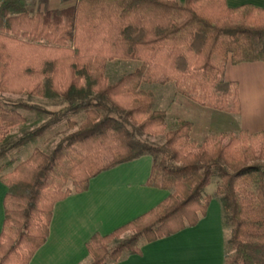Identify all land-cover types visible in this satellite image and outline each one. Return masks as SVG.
<instances>
[{
	"label": "trees",
	"instance_id": "1",
	"mask_svg": "<svg viewBox=\"0 0 264 264\" xmlns=\"http://www.w3.org/2000/svg\"><path fill=\"white\" fill-rule=\"evenodd\" d=\"M122 59L140 64L110 82L106 63ZM256 61H264V8L251 3L79 0L33 13L29 0H0V93L67 103L56 110L22 100L0 107V159L64 120L72 130L10 172L3 173L13 161L0 163L8 187L0 264H30L49 237L56 203L144 156L152 157L147 184L168 196L110 234L96 233L88 242L89 264L140 255L144 244L197 225L213 199L230 226L224 264H264V132L195 141L194 122L179 118L169 126L166 112L154 108V93L143 88L174 82L177 93L202 106L239 114L238 83L226 79L227 64ZM18 108L50 118L8 141L28 121ZM160 135L162 143L150 140ZM214 179L216 190L208 194Z\"/></svg>",
	"mask_w": 264,
	"mask_h": 264
},
{
	"label": "crops",
	"instance_id": "2",
	"mask_svg": "<svg viewBox=\"0 0 264 264\" xmlns=\"http://www.w3.org/2000/svg\"><path fill=\"white\" fill-rule=\"evenodd\" d=\"M78 1L66 0L67 4L57 9L74 6ZM227 3L230 7L251 3L264 8V0H227ZM226 79L238 83L241 112L216 109L230 124L215 127V134L264 132V61L228 63ZM233 120L235 126H231ZM151 170L152 157H141L99 174L91 180L87 191L56 203L49 237L30 264H89L92 257L88 242L96 233L110 234L168 196V191L147 184ZM7 191L8 187L0 180V234ZM227 239L222 206L213 199L207 215L197 225L146 243L140 255H129L113 264H224Z\"/></svg>",
	"mask_w": 264,
	"mask_h": 264
},
{
	"label": "rangeland",
	"instance_id": "3",
	"mask_svg": "<svg viewBox=\"0 0 264 264\" xmlns=\"http://www.w3.org/2000/svg\"><path fill=\"white\" fill-rule=\"evenodd\" d=\"M29 1L31 4V12L33 13L39 12L41 10L47 11V9H57L67 4H65L66 0ZM71 2H73V0H71ZM139 64L140 63L138 61L131 59L108 61L105 67V73L110 82H115L120 77L134 71L139 66ZM143 88L154 93V108L166 112L169 126H174L179 118L188 119L194 122L192 139L195 141H200L206 135H215V127H228L230 124L229 120L222 119V117H220L219 111H217L215 107L202 106L192 101L188 97L177 93L174 82H167L165 84L144 83ZM21 100L27 103L40 105L52 110L59 109L60 107L65 106L67 104L60 98L48 99L39 96H19L0 93V107H11L14 103H17ZM18 110L28 118V121L25 124L13 128L8 137V141H14L19 137L29 133L33 129L42 125L45 121L50 118V116L44 112L24 108H18ZM74 118L78 122H81L84 118V114L81 113ZM232 122L233 123L231 124V126H235V121L233 120ZM71 131L72 130L68 129L67 122L64 120L48 129L43 135L33 138L27 141L22 146L12 149L3 158L0 159V163L3 164H8L11 161L14 162V164L5 168L3 173L5 174L7 172H10L11 170H13L15 165L28 159L29 156L35 151V149H41L47 152L51 151L59 142L61 137ZM150 140L155 143H162L164 141V136L160 135L156 137H151ZM216 186L217 182L216 179H214L213 183L207 188L206 192L208 194H214ZM224 223L227 228V238H229L230 226L226 222ZM226 248L228 251L229 248L227 244Z\"/></svg>",
	"mask_w": 264,
	"mask_h": 264
}]
</instances>
